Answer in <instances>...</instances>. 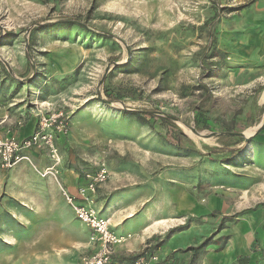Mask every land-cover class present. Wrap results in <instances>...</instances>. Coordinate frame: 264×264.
Listing matches in <instances>:
<instances>
[{"label":"rangeland","instance_id":"1","mask_svg":"<svg viewBox=\"0 0 264 264\" xmlns=\"http://www.w3.org/2000/svg\"><path fill=\"white\" fill-rule=\"evenodd\" d=\"M59 110L56 158L0 167V264L58 263L28 201L50 166L100 162L114 231L135 243L144 226L141 252L176 246L175 264H196L191 247H222L264 201V0H0V135Z\"/></svg>","mask_w":264,"mask_h":264},{"label":"crops","instance_id":"2","mask_svg":"<svg viewBox=\"0 0 264 264\" xmlns=\"http://www.w3.org/2000/svg\"><path fill=\"white\" fill-rule=\"evenodd\" d=\"M28 124L27 128L21 132V136H27L25 134H30L33 131L34 121L32 120ZM0 130L6 134L8 132V135H11L9 129H6L4 125L1 126ZM80 174L77 173L75 176H72L70 174L63 175L59 173V182L67 187L70 193L75 194L77 183L80 181ZM47 182L46 187H38V191L36 190L38 195L33 196L32 200L28 201V204L33 205L35 209V216L42 217V221L48 218L52 225V228H50V232L52 233H48L45 236L53 235L55 242L51 245L52 250L45 249L43 253L46 255L51 254L56 258L55 261H58L57 264H64L62 262L67 258L77 261L79 260L80 253L87 252L89 249L88 231L83 232V228L80 226H72L73 222L75 223L77 220L73 215L70 205L66 203L58 183L52 177ZM109 183L98 189L99 194L97 197L100 198L96 203H100L105 207L103 214L100 213L101 215L109 217L111 214L110 218L114 220V224H119L124 219V216L119 215V212L113 210L116 207L114 202L109 201L107 203L108 197L102 196L108 191ZM44 222L40 225L41 229L39 230L41 232H44L43 227L46 224ZM120 226L123 225L120 224ZM140 230L141 234L134 237L135 243L129 242V239L133 237L132 235L127 237L125 234H118L126 238L116 247L119 257L131 258L143 250L147 241L149 243L154 242L152 239H149L155 235L153 231H148L144 226ZM225 230L227 231L225 232L227 240L223 246L218 248L208 247L205 253L196 258V264H264V201L254 210L245 213L231 228L229 227ZM169 247L170 245L159 248L160 257H164L162 261L175 264L177 260L170 258V255L175 254L179 247ZM189 258L188 261H191L194 256L192 257L191 255Z\"/></svg>","mask_w":264,"mask_h":264},{"label":"built area","instance_id":"3","mask_svg":"<svg viewBox=\"0 0 264 264\" xmlns=\"http://www.w3.org/2000/svg\"><path fill=\"white\" fill-rule=\"evenodd\" d=\"M66 125L64 113L59 110L40 115L37 126L26 137L0 136V167L7 169L21 161H31L28 153L31 150H46L50 157L56 158V133L65 131ZM43 175L51 176L58 183L75 219L88 228L89 249L81 254L80 264H172L147 250L130 259L119 257L116 247L126 238L115 233L111 218L101 215L94 205L98 189L111 175L105 162L81 172L75 194L60 184L59 172L54 166L45 169Z\"/></svg>","mask_w":264,"mask_h":264},{"label":"trees","instance_id":"4","mask_svg":"<svg viewBox=\"0 0 264 264\" xmlns=\"http://www.w3.org/2000/svg\"><path fill=\"white\" fill-rule=\"evenodd\" d=\"M134 114L135 115H138V116H141V112L139 111H136V112H134ZM165 119V118H164ZM165 120H168V119H165ZM238 151H241V148L240 147H238V148H236L235 150H233L232 152H231V154L228 156V157H232L233 155H236V153L238 152ZM148 242V241H147ZM145 248H147V247H145ZM190 250H192V257L194 256H197V255H201V254H203V253H205V249H204V244H200V245H198V246H195V247H191L190 248ZM143 252H141V253H138V254H136L135 256H133V257H137L138 255H140V254H142ZM133 257H131V258H133Z\"/></svg>","mask_w":264,"mask_h":264}]
</instances>
